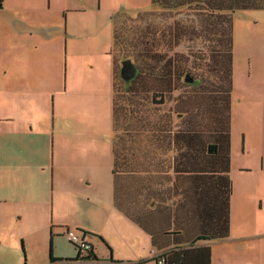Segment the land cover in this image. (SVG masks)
I'll use <instances>...</instances> for the list:
<instances>
[{"label":"crops","instance_id":"0c3cea01","mask_svg":"<svg viewBox=\"0 0 264 264\" xmlns=\"http://www.w3.org/2000/svg\"><path fill=\"white\" fill-rule=\"evenodd\" d=\"M67 22V17L56 15L52 0H0V245L10 236L11 247L18 240L21 247L36 244L42 253L39 264H65V260L51 262L50 256L68 259L76 255L74 246L64 238L66 231L72 230L93 234L85 238L100 259L98 264H155L162 250L154 247L150 235L114 205V60L111 75L97 76L104 90L108 88V101L111 98L108 119L101 123L95 115L70 112L63 116L56 112V96L62 99L71 94L68 88L77 91L82 79L76 75V68L68 65ZM62 41L63 65L57 68L53 60L48 71L46 47ZM73 53L72 48L70 55ZM85 77L94 80L96 76ZM92 100L98 101L95 96ZM69 102L76 103L71 99L58 105L66 108ZM151 141L145 157L139 155L143 152L141 146L135 148L136 163H144L148 172L158 176V184L152 188L165 190L174 180L173 132L156 134ZM231 142L230 133L228 236L197 241L195 245L209 247L210 264L215 248L232 256L251 252L252 259L264 264V202L258 198L252 207H239L234 201ZM244 148L243 138V153ZM257 156L255 166L243 165L245 174H264V146ZM163 174L170 179H161ZM203 187L208 189V181ZM134 196L137 210L139 195L138 200L136 192ZM128 197L129 192L123 199ZM155 204L147 207L154 210ZM30 222L34 223L33 229L27 226Z\"/></svg>","mask_w":264,"mask_h":264},{"label":"trees","instance_id":"16d2710c","mask_svg":"<svg viewBox=\"0 0 264 264\" xmlns=\"http://www.w3.org/2000/svg\"><path fill=\"white\" fill-rule=\"evenodd\" d=\"M150 4L160 12H138L126 35L113 27L112 48L134 68L128 79V111L116 104L112 85L113 130L121 115L130 118L128 134H123L119 150L114 148V205L162 250L155 264H210L209 247L195 243L228 236L233 18L238 11H264V0H150ZM186 76L189 82L184 81ZM184 86L193 89L181 92ZM169 102L175 121H168L175 150L174 180L171 187L160 190L151 187L158 184V176L148 172L144 163H136L134 151L141 146L139 155L147 156L153 136L165 134L161 132L167 127L152 121L144 105ZM162 143L166 144L165 138ZM140 167L141 172L137 171ZM128 192L130 197L123 199ZM135 192L137 200L139 195L137 210ZM154 201L157 205L150 210L147 206ZM202 201L206 204L199 205ZM80 233L84 238L93 235ZM70 244L77 252L74 257L50 256L51 262L100 261L92 245L82 250Z\"/></svg>","mask_w":264,"mask_h":264},{"label":"rangeland","instance_id":"374dc122","mask_svg":"<svg viewBox=\"0 0 264 264\" xmlns=\"http://www.w3.org/2000/svg\"><path fill=\"white\" fill-rule=\"evenodd\" d=\"M52 9L55 10L57 16L62 14L64 19L67 17V23H69L66 48L68 65L69 68L73 65L76 68V75L82 78L81 87L78 83L77 91L68 88L71 94L62 99L58 98V95L56 96L55 102L57 101L58 107L56 112L63 116L70 112L79 116L86 115L85 117L95 115L101 123L108 119L111 114V98L109 102L107 99L108 88L106 87L104 90L102 82H100L101 78L97 76L106 75V73L111 75L113 60L115 71L113 97L115 96L118 106L128 111L131 106L130 101H127L129 80H122L120 76L123 60L119 59L116 49L112 48L110 52L112 30L115 24V27L118 30L121 29L126 35V30L132 25L130 20L138 12L147 10L160 12V9L152 7L150 0H52ZM116 15L118 17L114 21L113 18ZM155 19L157 20L156 17H154ZM56 44V46L47 45L46 47L48 71H50L49 68L52 66L53 60H55L57 68L58 64L63 62L64 41ZM72 48L74 56L70 55ZM184 49L185 47L179 48V50ZM49 54H51L50 58H48ZM232 65L233 94L231 97L230 133L234 201L238 203L239 207H252L258 198L264 202V174L252 172L249 175L243 172V165H256L259 160L257 155L260 154L264 146V11H238L234 14ZM88 74L96 77L94 80L88 79L85 77ZM192 89L193 86H184L181 92L185 93ZM93 96L98 101H93ZM71 99L76 103L69 102L66 108L58 105V103H64ZM99 101L101 110L98 105ZM73 105H77V108L72 109ZM144 106L148 109L152 121H157L158 124L162 123L163 127L167 126L162 129L161 133L172 130L168 123L169 120L175 122L172 119V102L156 107ZM129 119L127 116L123 118L121 115L118 121L116 120L115 130H113L116 151L119 150L122 137L124 138L123 134H128ZM243 138L245 153H243ZM27 226L33 229L34 223L30 222ZM8 237L6 243L0 245V264L40 263L42 253L36 244L26 247L25 244H22L23 247H21V241L18 240L15 242V246L11 247L10 236ZM64 238L68 242L66 234H64ZM2 239H4L3 236ZM212 254L213 264H261V260L252 259L251 252L232 256L224 251L218 252L215 248ZM47 255L48 243L44 260H47Z\"/></svg>","mask_w":264,"mask_h":264},{"label":"built area","instance_id":"2783aa9c","mask_svg":"<svg viewBox=\"0 0 264 264\" xmlns=\"http://www.w3.org/2000/svg\"><path fill=\"white\" fill-rule=\"evenodd\" d=\"M67 240L75 245H77L82 250L89 249V243L86 241V238L80 232L67 230L66 231ZM161 262H159L160 264Z\"/></svg>","mask_w":264,"mask_h":264},{"label":"water","instance_id":"95a60500","mask_svg":"<svg viewBox=\"0 0 264 264\" xmlns=\"http://www.w3.org/2000/svg\"><path fill=\"white\" fill-rule=\"evenodd\" d=\"M133 73H134V68L131 65L130 61L129 60H124L122 62V68H121L120 76L123 79H129V78L132 77ZM184 81L185 82H189L190 81L188 76L185 77Z\"/></svg>","mask_w":264,"mask_h":264}]
</instances>
